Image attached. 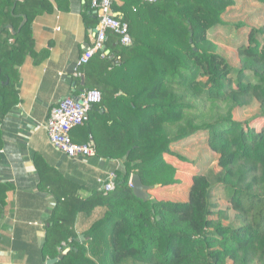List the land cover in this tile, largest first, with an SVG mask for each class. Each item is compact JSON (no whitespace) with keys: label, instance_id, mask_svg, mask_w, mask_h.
Returning <instances> with one entry per match:
<instances>
[{"label":"trees","instance_id":"16d2710c","mask_svg":"<svg viewBox=\"0 0 264 264\" xmlns=\"http://www.w3.org/2000/svg\"><path fill=\"white\" fill-rule=\"evenodd\" d=\"M31 1L0 0V126L20 102L19 69L35 55L31 23L52 9L48 0ZM124 1L120 19L129 24L133 45L118 44V59L98 54L83 67L96 74L87 76L90 88H103L100 105L108 106L102 126L109 129L108 145L97 138L96 144L99 157L122 162L115 190L82 198L73 180L44 163L40 187L55 186L59 206L41 249L43 262L264 264V25L249 29L235 69L208 37L225 23L235 0ZM198 95L230 108L198 124L192 115L205 112V105L193 103ZM255 103L258 126L234 119L235 110ZM202 131L219 155V172L194 176L186 202L134 195L135 174L151 188L177 184V168L164 156L172 144ZM11 189L0 183V220ZM217 190L226 204L216 200Z\"/></svg>","mask_w":264,"mask_h":264},{"label":"crops","instance_id":"0c3cea01","mask_svg":"<svg viewBox=\"0 0 264 264\" xmlns=\"http://www.w3.org/2000/svg\"><path fill=\"white\" fill-rule=\"evenodd\" d=\"M48 1L51 11L35 16L30 26L35 55H28L19 69L17 87L20 102L0 126V183L12 187V191L7 193L0 220V264H45L41 249L47 229L54 224L52 216L59 206V194H56L55 186L40 187V167L44 169L46 164L61 172L79 186L78 196L87 198L94 190H101V182H106L122 166L119 160L97 155L96 138L104 145H108L109 139V129L102 127L108 113V106L104 103L91 111L89 124L75 128L71 133L72 139L79 144L93 140L96 156L71 160L48 139L44 123L50 109L61 99L78 96L90 88L92 84L88 75L91 80L96 78L91 70L88 72L82 67L77 71L76 67L84 50L91 44L97 26L93 0ZM38 2L31 1L32 5ZM124 2L117 0L114 5V13L119 18L123 16L119 8ZM8 27L11 28L10 25ZM118 44V38L110 34L106 44L110 59H118ZM93 87L103 89L97 84ZM199 134L172 144L171 154L164 158L177 168L178 183L153 187L149 192L153 199L188 201L196 171L178 156L185 151L189 153L191 148L200 149V141L196 138L200 137ZM38 157L41 165H38ZM77 226L76 223L79 232ZM82 237L80 235V239Z\"/></svg>","mask_w":264,"mask_h":264},{"label":"built area","instance_id":"2783aa9c","mask_svg":"<svg viewBox=\"0 0 264 264\" xmlns=\"http://www.w3.org/2000/svg\"><path fill=\"white\" fill-rule=\"evenodd\" d=\"M117 0H93L92 9L98 18V25L91 44L84 50L76 70L87 65L96 55L107 57L106 44L109 36L118 38L122 47H131L133 39L129 24L121 20L114 13ZM147 3H156L159 0H142ZM103 94L97 88L84 89L78 96H68L61 99L50 109L48 118L44 123L50 143L64 156L71 160H81L96 156V145L93 140L86 144L76 143L72 139V131L82 127L90 120L93 108L102 103ZM115 174L105 182L102 181L101 190L110 193L115 190ZM130 186L131 179H130Z\"/></svg>","mask_w":264,"mask_h":264},{"label":"rangeland","instance_id":"374dc122","mask_svg":"<svg viewBox=\"0 0 264 264\" xmlns=\"http://www.w3.org/2000/svg\"><path fill=\"white\" fill-rule=\"evenodd\" d=\"M235 1L236 4L229 9L224 17L225 23L210 30L208 37L217 44L218 53L225 58L231 67L237 69L241 65L240 47L249 42V29L259 28L264 25V4L254 0ZM192 100L198 107L205 105L204 114L195 113L192 115L196 118L195 120L198 124L212 122L214 118H217L218 114L224 115L230 108V104L226 103L220 102L215 105H212L209 101L206 103L202 95H198ZM259 114V105L255 103L250 107L235 110L233 116L237 121L249 122L250 125L256 124L258 126L261 122ZM199 133L200 137L197 136L196 138L200 141V149L191 148L189 153L185 151L184 154H180L184 158L182 162L195 168L196 175H208L209 173L211 175V171L217 173V171L221 170L217 162L219 155L210 148L207 131ZM222 195L223 193L218 190L215 192L216 200L220 204H226L225 198L221 199Z\"/></svg>","mask_w":264,"mask_h":264},{"label":"water","instance_id":"95a60500","mask_svg":"<svg viewBox=\"0 0 264 264\" xmlns=\"http://www.w3.org/2000/svg\"><path fill=\"white\" fill-rule=\"evenodd\" d=\"M131 185L133 188L134 195L143 200V201H148L149 199H153L149 192L152 189L151 187L145 186L140 178L139 175L135 174L131 177ZM84 240V237L81 238ZM58 260H50L47 262V264H52L57 262Z\"/></svg>","mask_w":264,"mask_h":264}]
</instances>
